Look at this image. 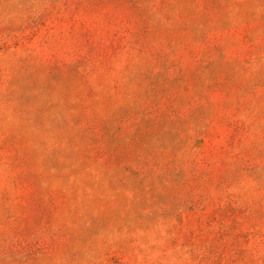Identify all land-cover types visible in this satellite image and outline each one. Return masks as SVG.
Returning <instances> with one entry per match:
<instances>
[{"label":"rangeland","instance_id":"obj_1","mask_svg":"<svg viewBox=\"0 0 264 264\" xmlns=\"http://www.w3.org/2000/svg\"><path fill=\"white\" fill-rule=\"evenodd\" d=\"M0 264H264V0H0Z\"/></svg>","mask_w":264,"mask_h":264}]
</instances>
